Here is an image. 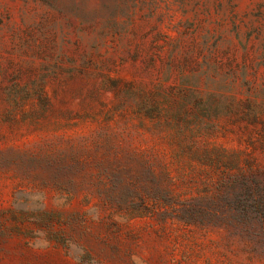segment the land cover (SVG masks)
<instances>
[{"label":"rangeland","instance_id":"rangeland-1","mask_svg":"<svg viewBox=\"0 0 264 264\" xmlns=\"http://www.w3.org/2000/svg\"><path fill=\"white\" fill-rule=\"evenodd\" d=\"M0 264H264V0H0Z\"/></svg>","mask_w":264,"mask_h":264},{"label":"trees","instance_id":"trees-1","mask_svg":"<svg viewBox=\"0 0 264 264\" xmlns=\"http://www.w3.org/2000/svg\"><path fill=\"white\" fill-rule=\"evenodd\" d=\"M161 191L162 190L160 189V192H158L159 193L158 195L152 194L151 202L148 201V196L150 195L149 193L136 194L137 196H134V197H137L138 199V206L134 209L137 211V213L146 214V213H151V212L158 210V212L160 213L170 212L171 215L173 216L176 215V216H179L180 218H186L189 220L196 219L197 215L200 213V210L198 207H196L194 204L191 203L192 201L184 200V202L177 203V202H172V200H170L167 204L162 205L159 203V199L161 195H163L162 194L163 192ZM103 195L106 198H110L111 193L104 192ZM246 211L247 210L244 207L240 208V212H242L243 215H245ZM251 211L257 213L261 211V209H259L258 207L257 209L251 207ZM261 214L262 213H260V215Z\"/></svg>","mask_w":264,"mask_h":264}]
</instances>
